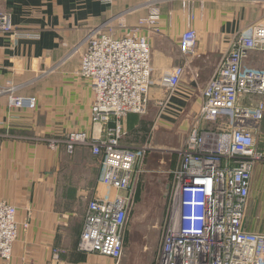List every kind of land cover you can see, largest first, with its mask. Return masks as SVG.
<instances>
[{
	"label": "crops",
	"instance_id": "0c3cea01",
	"mask_svg": "<svg viewBox=\"0 0 264 264\" xmlns=\"http://www.w3.org/2000/svg\"><path fill=\"white\" fill-rule=\"evenodd\" d=\"M183 1L159 0L158 30L142 31L149 35L152 49L149 110L125 118V144L176 148L186 142L193 124L204 127L196 118L201 89L234 39L250 25L264 23V0H189L194 4L192 26L198 41L193 53L184 54L179 47L188 27ZM148 2L0 0V10L10 15L19 31L0 32V88H13L0 93V199L16 205L20 224L13 256L0 259V264H114L111 257L82 251L78 245L90 199L109 191L100 182L99 157L83 145L72 154L64 143L53 150L40 138H63L71 131L101 135L100 125L92 121V88L77 74L85 48L82 41L101 25L104 32L128 34L149 14ZM177 65L186 67L185 76L167 94L163 76ZM244 65L264 69V51H250ZM11 93L35 97L37 107L11 105ZM257 147L264 150V118ZM26 221L28 229L23 227ZM243 228L264 234V161L254 166ZM55 250L59 259L53 262Z\"/></svg>",
	"mask_w": 264,
	"mask_h": 264
},
{
	"label": "built area",
	"instance_id": "2783aa9c",
	"mask_svg": "<svg viewBox=\"0 0 264 264\" xmlns=\"http://www.w3.org/2000/svg\"><path fill=\"white\" fill-rule=\"evenodd\" d=\"M112 1V0H106ZM150 12L116 36L102 25L92 29L82 43L77 74L93 91L92 121L100 136L71 131L66 137L40 138L57 150L64 143L68 153L77 146L99 157L100 182L109 191L93 196L87 208L79 248L120 259L124 233L137 191V165L151 145H128L124 120L132 113L146 114L152 87V49L143 29L158 30L159 0H149ZM187 29L180 37L182 53H193L198 32L193 1H183ZM0 32L16 34L10 15L0 10ZM81 43V44H82ZM80 46V45H79ZM252 50L264 51V23L250 25L233 41L213 77L201 89L202 104L174 169V201L157 264H264V234L247 231L243 221L250 196L254 166L264 161L257 147L264 118V69L246 67ZM186 67L177 65L163 76L168 94L182 83ZM13 92L12 87L0 93ZM248 98L250 101L244 102ZM15 107L35 109V97L10 94ZM110 123H113L110 125ZM16 205L0 200V259L9 260L19 238ZM30 222L23 223L28 229ZM53 262L59 253L53 254Z\"/></svg>",
	"mask_w": 264,
	"mask_h": 264
},
{
	"label": "rangeland",
	"instance_id": "374dc122",
	"mask_svg": "<svg viewBox=\"0 0 264 264\" xmlns=\"http://www.w3.org/2000/svg\"><path fill=\"white\" fill-rule=\"evenodd\" d=\"M171 142L175 143L176 139ZM184 144L166 150L154 148L140 156L137 191L124 233L123 253L120 259L112 258L114 264H157L172 213L175 195L173 171L180 164L179 151Z\"/></svg>",
	"mask_w": 264,
	"mask_h": 264
}]
</instances>
